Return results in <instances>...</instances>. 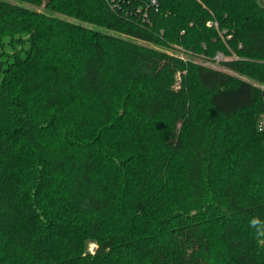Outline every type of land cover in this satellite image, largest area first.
I'll use <instances>...</instances> for the list:
<instances>
[{
  "label": "trees",
  "instance_id": "obj_1",
  "mask_svg": "<svg viewBox=\"0 0 264 264\" xmlns=\"http://www.w3.org/2000/svg\"><path fill=\"white\" fill-rule=\"evenodd\" d=\"M261 121L260 0H0V264H264Z\"/></svg>",
  "mask_w": 264,
  "mask_h": 264
},
{
  "label": "rangeland",
  "instance_id": "obj_2",
  "mask_svg": "<svg viewBox=\"0 0 264 264\" xmlns=\"http://www.w3.org/2000/svg\"><path fill=\"white\" fill-rule=\"evenodd\" d=\"M85 24H89V23H85ZM90 25V24H89ZM95 27H98L97 25H93ZM223 40L225 39L224 36L222 37ZM195 61L197 62H203L205 64L211 65L213 67L219 68V69H223V70H229L223 63L222 60L223 59H227L229 58V55H225L223 52H219L214 59H204L203 57H201L200 55H193L191 56ZM97 244L94 240L89 239L87 240V244H86V249L87 251H94L96 248Z\"/></svg>",
  "mask_w": 264,
  "mask_h": 264
},
{
  "label": "built area",
  "instance_id": "obj_3",
  "mask_svg": "<svg viewBox=\"0 0 264 264\" xmlns=\"http://www.w3.org/2000/svg\"><path fill=\"white\" fill-rule=\"evenodd\" d=\"M156 0H154V2H155ZM262 3H264V0H260ZM209 24H211V22H209ZM263 124H264V122L263 121H261V123H260V128H262V126H263Z\"/></svg>",
  "mask_w": 264,
  "mask_h": 264
}]
</instances>
